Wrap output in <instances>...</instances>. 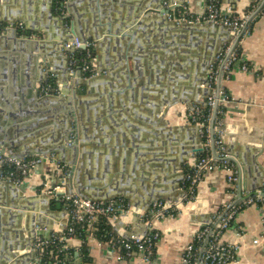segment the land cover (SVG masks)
Instances as JSON below:
<instances>
[{"label":"crops","instance_id":"obj_1","mask_svg":"<svg viewBox=\"0 0 264 264\" xmlns=\"http://www.w3.org/2000/svg\"><path fill=\"white\" fill-rule=\"evenodd\" d=\"M164 1L184 3L195 16L206 10V0H68L59 15L54 0H0V35L7 32L9 22L22 18L16 24L23 23L37 38L36 52L18 44L21 40L10 31L6 40H0V116L4 121L5 115H20L23 122L17 125L27 128L22 144L10 147L9 154L21 156L29 146L32 152L55 150L71 129L70 111L77 119L73 144L62 141L64 151L53 153L67 173L45 161L19 186L0 179V202L6 205L0 203V261L1 253L12 245L17 250L7 264H41L32 251L33 239L37 233L50 237L65 228L66 211L63 205L58 209L56 194L66 190L97 202L127 203L129 212L120 214L113 226L127 238L147 232L140 215L151 201L162 196L178 203L175 218L153 223L161 239L150 264H186L184 249L217 209L264 191V0H220L223 14L251 19L250 34L239 44L250 70L235 64L223 83L234 102L226 106L221 130L237 181L229 183L224 169L207 173L190 202L185 201L180 181L197 157L186 153L203 148V139L189 116L194 109L207 108L204 92L193 94L191 87L203 79L208 58L230 44L232 35L216 24L177 25L166 15L147 14L161 11ZM140 7L137 22L123 28L130 9L136 13ZM68 15L63 23L62 17ZM78 21L81 38L95 42L98 75L92 79L70 78L67 57L58 50L71 36L67 32L71 22ZM35 55L38 62L46 57L49 68L45 73L38 68L34 82L46 77L61 88L49 103L41 99L30 103L22 96L28 57ZM223 240L240 245L230 264H264V203L243 208ZM68 247L77 264L85 260V264H146L140 255L119 261L108 245L98 241L71 238Z\"/></svg>","mask_w":264,"mask_h":264},{"label":"built area","instance_id":"obj_2","mask_svg":"<svg viewBox=\"0 0 264 264\" xmlns=\"http://www.w3.org/2000/svg\"><path fill=\"white\" fill-rule=\"evenodd\" d=\"M67 2L68 0H65L64 6ZM162 7L167 10L165 14L167 19L177 25L211 23L228 28L232 35L230 44L217 54L208 69L207 84L204 88L210 92L206 100V107L210 111L209 115L205 116L202 110L194 109L189 116L192 123L199 125L203 139V151L197 153L194 162L182 174L181 189L185 192V201L190 202L195 197L198 187L207 173L224 169L229 173V183L237 181V172L224 146L223 131L221 130L222 119L218 120V114H223V108L234 102L223 84L230 79L233 66L240 64L243 71L250 70L239 49L242 38L250 34L247 24L250 17L249 15L242 18L234 14H223L220 0H206L205 13L200 16L193 15L184 3L164 1ZM14 27L18 31L25 30L23 23H17ZM94 48L95 42L90 40L83 42L78 38L63 44L62 52L67 57L68 69L71 74L79 73L84 79H92L98 75ZM79 51L85 52L84 64L81 67L77 66L76 58ZM87 73L91 75L84 77ZM49 80H45L39 86L37 90L39 96H57L60 94V89L49 83ZM218 82H220L219 87ZM216 104H218V109L215 120L214 146L217 158L212 153L210 127ZM72 143L73 138L69 145ZM45 161L55 163L58 169L64 170L66 173L68 171L64 164L56 160L53 153L46 156L37 155L17 159L1 155L0 150V179L19 186L31 171L37 169ZM57 198L66 211V226L62 231L53 233L50 237H42L37 233L32 246L37 257V263L77 264L69 253L64 257L62 253L69 250L68 241L71 238H80L84 242L98 241L108 245L116 253L119 261L140 255L146 264H150L156 244L161 239V232L153 228V223L167 217L175 218L180 209L179 204L173 201H155L146 212L140 215V219L147 227V232L127 238L113 229L119 215L129 212L130 206L127 203L123 201L97 202L75 194ZM256 203H264V191H258L244 201L238 202L233 199L224 204L213 214L210 222L203 224L196 231L193 240L183 251V261L186 264H230L234 261L240 245L226 243L223 236L230 229L238 213L243 208ZM103 222L112 227L106 241H101L98 237L99 227ZM255 243H258V240H255Z\"/></svg>","mask_w":264,"mask_h":264},{"label":"water","instance_id":"obj_3","mask_svg":"<svg viewBox=\"0 0 264 264\" xmlns=\"http://www.w3.org/2000/svg\"><path fill=\"white\" fill-rule=\"evenodd\" d=\"M161 7H162V5H161ZM142 9L143 8H141V7L136 9V13H135L134 9L131 8L130 11H129V17H127L126 23L123 25V28L126 29V28H128L130 26H133L137 22L140 14H141ZM156 12H157V14L160 13L162 15H165L167 13V10L162 7L161 11L149 10L147 14L156 13ZM68 19H69V15L62 17L63 23L66 22ZM250 20L251 19H249V21ZM16 22H23V19L19 18L17 21L9 22L10 27L7 29V32H4V33H2L0 35V38H1L0 40H6V37L8 36V33L10 31V33H12V35L15 38L21 40L18 44H21L22 46H24L26 48H29V52H36L37 48H35V46H37V42H36L37 38H34L31 35H26V36L19 35L18 30L14 27ZM248 22H247V24H248ZM82 31L79 30V21H78V23L77 22H71L70 27L67 28V32L71 36L69 38H65L63 40V42H61L62 44L59 46V50L62 52L63 44L66 43V42L72 41L74 38H78L80 41L86 42L87 39L86 38H81V36H80L81 35L80 33H83ZM117 33L119 34L120 31H117ZM239 38L236 40V43L239 40ZM119 48L122 50L121 44H120ZM127 48L128 47L126 45L125 46V50ZM219 52H220L219 50L216 51L213 57L208 58V62L206 63V66H205L206 71L204 72L205 74H204L203 79H197L195 85H193L191 87L192 90H193V94L194 93L197 94V91H198L200 94L204 92V95L206 97L210 95V92L207 91L206 89L202 90V91L199 90V89H204V88H201V87L202 86L205 87V85L207 84V76H208L207 70L209 69V67L211 66V64L213 63L215 57L217 56V54ZM38 58L39 57L36 56V55L28 57V59H29L28 60V64H27L28 65V70L26 69L27 70L26 82H25V85L23 87L24 93H23L22 96H24L23 97L24 100H27L30 103H34V102H36V100H39V99H41V103H49V102H51L52 100L55 99L54 96L40 97L39 93L37 91L38 88H39L38 82L39 83L42 82L43 80L46 79V77L41 78V80H39L37 82H34V78L32 77V76L35 75L36 70L38 68H39L41 73H45L48 70V68H49V65L47 63L48 59H46V57H44V56L41 57V59H42L41 62H38V60H37ZM73 76L76 77L77 80L80 79V74L79 73L71 74L70 78H72ZM219 85H220V82H218V87H219ZM60 90H61V88H60ZM172 105H174V104H171V103H166L165 104V106H172ZM217 109H218V104H216V107L214 108L212 119H211V124H210V127H211V138H212V153H213V156L215 158H217L216 152H215V146H214V143H215V120H216V117H217ZM24 115H26V117H27V116H29V113H26ZM2 117H4V116H2ZM70 117H72L71 129L67 132V136L66 137L62 136L61 137V141L57 142L58 145L55 148V150H39L37 148L38 150H35V152H32L34 150H33L32 147L29 146V148H26L28 150L26 152H24L21 156H15L13 154H9L10 147H19L22 144V142L24 141V137H21V136L23 135L24 131H27V128H25V125L24 126H18L17 125V124H21L23 122V120H22L20 115L19 116L15 115V114L14 115L12 114L10 116L5 115L4 121H3V118H1V116H0V121H2V125H0V150H1V155H5L7 157H12V158H17V159H22V158H27V157H31V156H37V155L46 156V155H49V154L55 153V152L59 153L61 150L64 151V147L62 146V143L63 142L64 143L70 142L72 134H76L77 135L76 130H73V126L75 128H77V119H76V115H75L74 111H70ZM7 129H9L8 133H7V131H8ZM19 137H21V138H19ZM25 139H27V138H25ZM77 143H78V139L75 138L74 145L72 146V148L75 149V150H76V144ZM29 149H31V150H29ZM202 151H203V148H198V149L192 150L190 153L189 152L186 153V155H194V154L200 153ZM229 159L232 160V158H230V157H229ZM185 163H187V159L183 160V164H185ZM73 170H74V168H73ZM72 178H73V173H71L69 175V177L67 178V180H66V182H69V186L71 184ZM67 187H68V184H67L66 188ZM68 194L69 195H74L75 192L72 191V190H66V192L57 193L56 196L57 197H62L64 195H68ZM115 199L116 198H110L109 200H115ZM162 199H163L162 196H159L155 200L151 201L150 204H149L148 209L150 208V206L155 201L162 200ZM0 203H1L2 207L6 206L5 203H2V202H0ZM57 207H58V209H61L62 208V204L58 203ZM217 211H218V209L215 212H217ZM9 213H11V212H9ZM19 215L21 216L22 214H19ZM33 225L34 226H40V223H34ZM27 228L30 229V226L28 225ZM34 240H35V238L33 239V241ZM16 250L17 249H14V246L9 245L8 248H6L5 251H3L1 253L0 264H7L8 262H10L11 258L15 257V254H12V252L16 251Z\"/></svg>","mask_w":264,"mask_h":264},{"label":"trees","instance_id":"obj_4","mask_svg":"<svg viewBox=\"0 0 264 264\" xmlns=\"http://www.w3.org/2000/svg\"><path fill=\"white\" fill-rule=\"evenodd\" d=\"M64 2L65 0H54V10L57 14L59 15H63V12H64ZM19 35H22V36H26V35H31L28 31L24 30V31H18ZM94 52V50H93ZM84 57H85V52L84 51H79L77 52L76 54V58H77V66L81 67L84 63H83V60H84ZM91 74L90 73H87L85 74L84 77H89ZM49 83H51L54 87H56V85L53 83L52 79L49 80ZM209 109H205L203 111V114L205 116H208L209 115ZM223 114H218V120L222 119L224 117V114L226 112V108H223ZM64 171V170H63ZM112 231V227L110 225H107L106 223H102L100 224V227H99V233H98V237L101 241H106L109 237V234L111 233ZM86 243V242H85ZM86 246V245H84ZM70 251H63L62 255L63 257L66 256V254H68ZM72 257H73V254L74 253H69ZM83 254L86 258V247H83ZM86 263V260L84 262V264Z\"/></svg>","mask_w":264,"mask_h":264},{"label":"bare ground","instance_id":"obj_5","mask_svg":"<svg viewBox=\"0 0 264 264\" xmlns=\"http://www.w3.org/2000/svg\"><path fill=\"white\" fill-rule=\"evenodd\" d=\"M59 50V49H58Z\"/></svg>","mask_w":264,"mask_h":264}]
</instances>
